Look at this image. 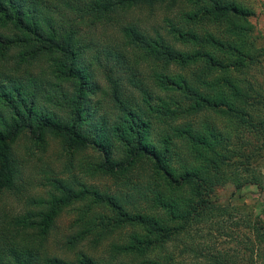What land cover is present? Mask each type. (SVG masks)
<instances>
[{
	"label": "trees",
	"instance_id": "trees-1",
	"mask_svg": "<svg viewBox=\"0 0 264 264\" xmlns=\"http://www.w3.org/2000/svg\"><path fill=\"white\" fill-rule=\"evenodd\" d=\"M253 16L240 0H0V264H186L173 246L196 253L193 230L230 215L219 187L264 190L234 148L247 127L264 137ZM236 224L264 247L261 217Z\"/></svg>",
	"mask_w": 264,
	"mask_h": 264
},
{
	"label": "rangeland",
	"instance_id": "rangeland-1",
	"mask_svg": "<svg viewBox=\"0 0 264 264\" xmlns=\"http://www.w3.org/2000/svg\"><path fill=\"white\" fill-rule=\"evenodd\" d=\"M240 1L253 8L255 16L252 17L251 21L255 26L256 35L264 36V0ZM143 14L146 15L145 13ZM164 17L165 14L160 11L158 21L161 22ZM257 43L259 48L263 51L264 37L257 38ZM249 73L248 82L252 83L264 93V58H262L260 65H253ZM252 96L256 97V92H253ZM253 100L254 99H251V102H253ZM256 108L261 109V111L253 112V116L255 117L254 120L257 124L260 117L256 116V112H261L264 115V101L263 103H258ZM235 114L236 113L233 111L230 112L231 117H234V119ZM249 123V121L246 122V126H249ZM255 132L257 131L252 129V127H247L244 134L238 138H234V148L239 149L242 153H246L247 155L250 154L252 157L250 166L252 169L256 170L258 174L264 176V137L256 135ZM60 151V145L57 142H53L48 156L58 158L59 156L56 155V153ZM130 176L134 177L133 179H137L138 177L135 174ZM89 181L100 187L110 188L112 190L120 188L118 184L111 179L98 178L97 180ZM121 182L120 180L118 181L119 184H121ZM217 194L220 203L229 207L230 215H227L223 219V222L197 226L198 228L193 230V234L196 230L201 231L198 236L199 238L196 240L198 246L196 253H191V251H189L190 247L187 248L189 245H187L185 240L180 241L181 243L178 245L175 244L173 249L178 246L177 253L184 252L183 259L186 264H197L199 260L206 262L207 257L211 255L229 256L231 259L239 261V264L260 263L262 257L259 256L260 254L263 255L264 247L257 241L251 229L236 223H243V221L246 222L247 219H255L257 216L264 220V190L254 185H248L241 193H238L236 192V186L232 182H229L226 186L219 187ZM3 205L6 212L15 214L21 213L27 207L25 202L19 200L16 196H8L4 200ZM73 217L71 213L66 212L59 220V229L54 233L51 239V247L55 249L57 253L65 252L62 249V245L65 240V235L70 233Z\"/></svg>",
	"mask_w": 264,
	"mask_h": 264
}]
</instances>
